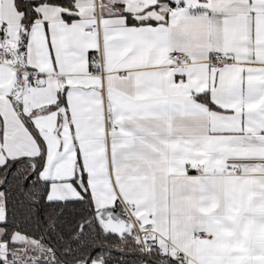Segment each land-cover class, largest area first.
Wrapping results in <instances>:
<instances>
[{
  "label": "snow or ice",
  "instance_id": "6c2138e0",
  "mask_svg": "<svg viewBox=\"0 0 264 264\" xmlns=\"http://www.w3.org/2000/svg\"><path fill=\"white\" fill-rule=\"evenodd\" d=\"M0 264H264V0H0Z\"/></svg>",
  "mask_w": 264,
  "mask_h": 264
}]
</instances>
